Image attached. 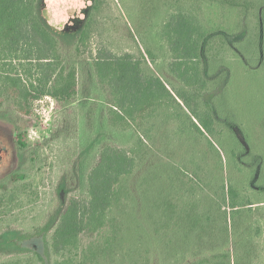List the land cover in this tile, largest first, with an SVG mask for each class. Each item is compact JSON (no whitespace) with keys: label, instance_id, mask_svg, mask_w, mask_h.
<instances>
[{"label":"trees","instance_id":"trees-1","mask_svg":"<svg viewBox=\"0 0 264 264\" xmlns=\"http://www.w3.org/2000/svg\"><path fill=\"white\" fill-rule=\"evenodd\" d=\"M91 1L75 26L62 29L45 18V0H0V120L14 126L21 166L0 181V264H216L219 258L231 264L236 234L244 249L250 241L247 221L238 225L235 217L255 203L239 193L232 172L226 181L217 168L214 179L208 173L204 178L201 158L178 161V153L158 158L160 164L144 163L154 128L162 130L161 139L170 148L203 137L221 162L215 143L223 131L242 132L222 118L217 99L228 78L214 84L218 67L207 49L219 31L178 5L162 27L171 54L163 68L144 36L143 49L132 35L137 53L115 52L101 33V10L108 0ZM236 36L243 38L246 30ZM17 60L25 62L23 71H18ZM151 65L160 73L165 69L172 79ZM81 75L85 92L89 82L102 92L111 130L134 128L136 134L129 142L102 134L97 140H107L87 172L83 191L70 193L63 178L59 207H44L29 225L14 226L16 208L31 198L32 171L38 164V141L29 133L35 101L51 96L58 105L74 103L82 90ZM242 144L247 153L246 140ZM74 169L77 173L76 165ZM138 171V190L124 187L123 178ZM160 174L168 180L160 181Z\"/></svg>","mask_w":264,"mask_h":264},{"label":"rangeland","instance_id":"rangeland-1","mask_svg":"<svg viewBox=\"0 0 264 264\" xmlns=\"http://www.w3.org/2000/svg\"><path fill=\"white\" fill-rule=\"evenodd\" d=\"M245 1L108 0L103 4L100 21L102 37L115 52L137 53L138 44L132 35H135L142 48L141 38L144 36L163 68L171 54L162 36V27L169 13L175 11L178 5L193 10L202 17L208 28L219 31L210 40L207 49L213 65L218 67L213 78L214 84L228 78L227 87L217 99L222 106V118L234 122L242 132H232L229 128L223 131L222 138L215 143L223 157L221 162L215 148L208 146L203 137L198 136L199 139L190 140L183 146L170 148L161 139L162 130L154 128L152 133L155 138L153 142L150 141L151 153L144 163L160 164L158 158L169 159V153H178L173 154L178 161L186 157L190 160L192 155L201 158V175L204 178L208 173L210 179H214L217 168L220 173L223 171L226 181L231 171L234 186L239 193L255 202L252 208H241L240 214L235 217L238 225L243 220L247 221L250 241L246 244L247 249H244L236 234V244L230 247L231 264H264V0ZM91 3V0H45L44 15L50 24L59 28L75 26V19L83 18L86 7ZM243 30H246V36L238 38L236 35ZM224 34L233 35L234 38L228 39ZM94 40L92 47L96 46L99 38ZM24 63L22 60L15 61L18 71H23ZM151 67L163 78L168 76L172 79L165 69L160 73L155 65ZM85 81L81 75L82 90L72 104L58 105L51 96L35 101V115L31 117L29 133L33 141H38V164L32 171L34 179L31 198L26 200L24 207L16 208L12 221L14 226L21 223L29 225L30 220L44 207H59L61 193L58 187L63 178L67 177L70 193L83 191L87 172L97 159L103 141L112 138L119 142H129L136 134L134 128L128 131L111 130L102 92L93 82L88 83V92H85ZM92 107L93 113H90ZM171 124L173 127L174 123ZM13 132L14 126L11 123L0 120V181L21 167ZM102 134L107 138L97 140L103 137ZM245 140L249 147L247 153L243 152L242 141ZM206 150L211 151L207 157ZM160 169L157 168V171ZM141 173L138 171L133 176L123 178V186L136 192L140 186ZM159 180L167 181L168 177L162 174ZM138 193V196H134L141 199ZM140 215L142 217V211ZM91 235L85 237L86 244L91 240ZM124 264H131V260ZM216 264L230 263L227 259L219 258Z\"/></svg>","mask_w":264,"mask_h":264}]
</instances>
